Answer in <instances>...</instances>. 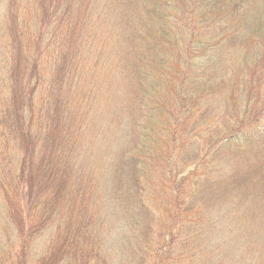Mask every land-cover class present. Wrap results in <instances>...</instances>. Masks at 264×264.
<instances>
[{"label":"trees","instance_id":"trees-1","mask_svg":"<svg viewBox=\"0 0 264 264\" xmlns=\"http://www.w3.org/2000/svg\"><path fill=\"white\" fill-rule=\"evenodd\" d=\"M0 264H264V0H0Z\"/></svg>","mask_w":264,"mask_h":264}]
</instances>
